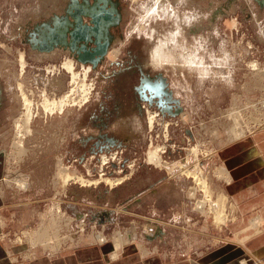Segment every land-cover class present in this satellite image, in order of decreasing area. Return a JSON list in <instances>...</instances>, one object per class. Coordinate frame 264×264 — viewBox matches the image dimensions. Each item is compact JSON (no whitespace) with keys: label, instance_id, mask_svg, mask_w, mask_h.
I'll use <instances>...</instances> for the list:
<instances>
[{"label":"rangeland","instance_id":"374dc122","mask_svg":"<svg viewBox=\"0 0 264 264\" xmlns=\"http://www.w3.org/2000/svg\"><path fill=\"white\" fill-rule=\"evenodd\" d=\"M71 2L0 0V194L7 205L0 220L8 223L6 240L22 245L18 258L29 257L33 248L57 252L76 245L87 233L96 237L104 232L112 239L106 243L120 234L128 240L133 228L145 232L155 224L158 229L175 224L184 231L182 235H188L194 234L189 228L206 227L203 224L209 222L218 234L217 243L237 240L238 233L226 227L237 216L235 205L228 203V225L222 228L225 217L223 222L216 221L210 203L219 202L222 207L217 196L228 183L226 176L217 174L224 168L220 150L264 130H244L236 138L234 119L236 113L240 115L239 121L242 117L249 130L253 124L264 123V0H101L108 16L114 13L119 20L110 25L116 38L110 39L109 50L96 65L80 61L69 46L55 44L50 50L36 46L39 25L53 22L54 15L64 14ZM175 11L186 18L201 14L199 21L185 28L188 39L179 34ZM84 20L90 17L84 15ZM84 65L92 70L84 71ZM83 77V82L93 85L92 98L83 106L76 100L54 114L43 109L44 99H60L75 86L79 91ZM150 77V82H159V93L147 88L149 98L140 99L142 128L114 127L122 139L110 146L107 137L88 134L98 128L89 121L87 105L100 114L105 102L112 104L114 97L121 96L127 106L133 102V85L147 84ZM24 93L32 101L34 115L31 130L23 137L22 153L17 124L26 112ZM145 104L162 115L158 117L160 112L146 109ZM150 115H156L153 125ZM134 119L129 118L132 123ZM129 120L118 124H130ZM98 121L102 120L98 117ZM96 139L101 144H92ZM164 147L162 165L150 162V152ZM115 149L122 153L125 170L115 159L116 163L104 164L102 171L104 154ZM130 160L135 164L132 174L125 173ZM61 167L75 176L67 184L59 177ZM105 172L110 177L90 185L88 179L97 180ZM22 181L29 184L27 189ZM164 194L172 204L167 206L168 216H164L168 205L162 200ZM260 220L257 226L253 221L255 227L264 225V219ZM36 231L47 236L35 240ZM247 260L239 262L247 264Z\"/></svg>","mask_w":264,"mask_h":264},{"label":"crops","instance_id":"0c3cea01","mask_svg":"<svg viewBox=\"0 0 264 264\" xmlns=\"http://www.w3.org/2000/svg\"><path fill=\"white\" fill-rule=\"evenodd\" d=\"M176 8L179 9L180 5L177 4ZM197 13H193L194 16L191 15L190 18L184 17L183 14L180 15V11L174 13L176 23L180 27L179 34H185L183 36L185 39H188L185 28L201 19L200 12L198 16ZM139 69L140 72H144L142 65H139ZM142 83L140 86L133 85L134 96L131 98L133 102L130 100L132 103L127 104L129 108L121 96L114 97L112 104L105 102L103 105L105 108L100 114L95 113L97 110L87 105L86 107L91 109L88 112L89 121L92 120L94 126L98 128L97 132L93 133L90 130L88 134H99V139L102 136L107 137L110 146L122 139L115 134L116 127L126 129L128 126L133 131L142 128L140 119L143 109L140 99L141 97L142 99L149 98L150 92L147 91L144 81ZM100 104L102 106L103 100ZM116 116L118 118H116L115 125L113 123V126H110L111 120ZM98 117L102 121L95 122ZM130 117L135 118L136 126L129 120ZM122 119L129 120L130 124H118V121ZM109 127H111L110 130ZM95 142L97 145L101 144L97 139L92 144ZM220 154L224 161V165L220 166L228 170L229 181L222 188L223 192L219 191L217 198H225L226 203L222 205L226 214L230 213L228 212L229 207L235 205L237 216L233 218L229 226H226L229 218L226 216V222L219 226L234 229L238 233L237 240L232 238L217 243L218 234H216L214 225L209 222L205 223L206 225L203 224L206 227L189 228L194 234L188 235H182L184 231H181L180 227L175 224L165 228L161 226L159 229L153 225L151 230L150 228L146 230V233L137 229L134 239H131L133 237L130 233L128 240L120 234L114 236L112 243L101 242L99 244L92 233H87L82 235L76 245H68L58 249L57 252L44 248L41 250L33 248L29 257L20 259L17 255L23 253L20 250L22 245L12 244L6 240L4 233L8 223L3 219V222L0 220V264H241L239 261L246 258H248L247 264H264V225L257 228L253 224L254 221L257 226L260 219H264V130L224 145ZM1 194L0 215L4 217L7 205L4 194ZM164 196L162 200L168 202V205H165L164 216H168L170 213L168 214L167 206L172 204H169L171 201L169 196L166 194ZM230 201L231 205L228 204ZM114 204L115 202L111 205ZM176 217L175 221H177ZM157 232L159 234L154 237L148 236L149 233L153 235ZM119 238L122 240L118 242ZM110 240L112 241L111 238ZM29 249L26 250L27 253L30 252H28Z\"/></svg>","mask_w":264,"mask_h":264},{"label":"water","instance_id":"95a60500","mask_svg":"<svg viewBox=\"0 0 264 264\" xmlns=\"http://www.w3.org/2000/svg\"><path fill=\"white\" fill-rule=\"evenodd\" d=\"M100 2L101 0H72L64 14H55L53 22L39 25L34 35L35 41L39 42L36 46L47 50L52 49L55 44L69 46L80 61L98 64L109 50V41L113 38L110 25L119 20L114 13L109 17V11ZM84 15L89 16L90 21L84 20Z\"/></svg>","mask_w":264,"mask_h":264},{"label":"bare ground","instance_id":"6f19581e","mask_svg":"<svg viewBox=\"0 0 264 264\" xmlns=\"http://www.w3.org/2000/svg\"><path fill=\"white\" fill-rule=\"evenodd\" d=\"M112 3V2H111ZM112 9V8H111ZM119 13V12H118ZM120 14V13H119ZM111 31V30H110ZM111 33L113 34V32L111 31ZM113 38H116V36L113 34ZM116 41V40H115ZM47 53L48 52H50V51H46ZM77 56V55H76ZM76 59V58H75ZM84 62V61H83ZM84 64V63H83ZM255 66V65H254ZM67 67L69 68V70L70 71H72V68H73V65L72 64H70V65H67ZM257 67V66H256ZM84 69V71H85V69L86 68H88V67H86L85 65H84V67H83ZM88 70H92V67L90 66L89 68H88ZM50 71V70H49ZM90 71L88 72V74H87V76L89 75V73H90ZM85 73V72H84ZM78 76H80V75H77V77ZM73 78H74V80L77 82V80H76V77L73 75ZM84 78L85 77H83L82 78V81H81V87H80V90L78 91V90H75V88H77L76 86H75V88L73 89V90H71L70 89V91H69V93L67 94V95H65L64 97H62V98H60V99H54V100H48L47 98L46 99H44L45 101L43 102V104H42V106H43V109L44 110H46V111H49V113L51 112L52 114H54V112L55 111H63L64 110V107L65 106H68V104H70V103H76V100H77V103H79L80 104V106H83V104L84 103H86L88 100H90L91 98H92V95L93 94H91V96H90V92L92 91L93 92V90H92V88H91V86L93 87V85H91V86H88V84L87 83H85V82H83L84 81ZM87 79V78H86ZM85 79V80H86ZM73 80V79H72ZM79 81V80H78ZM74 82V81H73ZM77 84H79L80 85V83H78L77 82ZM73 88V87H72ZM147 88H150V87H147ZM78 89V88H77ZM152 91H156L157 93H159V87L158 86H155V87H153V89H152V87L150 88ZM158 89V90H157ZM23 96H24V100H25V108H26V112H25V116L22 118V120H21V122L19 123V124H17L18 125V129H19V136H21V138H20V141H18V144H17V146H18V148H19V150H20V152H22V153H25V149H24V138L23 137H25L26 136V134L28 133V132H30V130H31V126H30V122H31V119L33 118V115H34V110H32V101L30 100V98L24 93L23 94ZM77 96H79V98H77ZM90 96V97H89ZM89 97V98H88ZM88 98V99H87ZM236 113V112H235ZM240 114V113H239ZM235 115V114H234ZM240 116V115H239ZM238 116V117H239ZM154 117H156V115L154 116ZM234 117V116H233ZM237 117V113H236V115H235V125L237 126L236 127V131H235V136H236V138H239V137H241L240 135H242L243 134V131L245 130V131H247L248 132V130L245 128V126H243V124H242V117L240 118L241 119V121H239V118ZM255 120H257V119H255ZM151 121H152V118H151ZM152 123V125H153V122H151ZM251 124H252V122H250ZM250 123H246V127L247 126H250L251 124ZM196 147H194V148H192L193 150H192V152H195L196 150H194ZM198 150V149H197ZM166 152V150H165V147H164V150H160V152H159V150H158V148H155L153 151H151L150 152V159H149V161L150 162H153L155 165H159L160 164V161H161V158H160V155H161V153L163 154V153H165ZM116 154V151H113L111 154H109V153H105L104 154V156H103V160H102V163H101V167H102V171H105V169H104V164L105 163H107V162H109V161H112V159H113V156ZM162 157H163V155H161ZM0 163H1V160H0ZM149 163V162H148ZM60 171V170H59ZM187 171V170H186ZM60 173V178H61V180L64 182V184H67L68 182H70V179H74L75 178V176L71 173V171L69 172V171H67L64 167H61V172H59ZM90 173H91V170H90ZM217 174H218V176H220V177H227V181H229V177H228V170L224 167H222V169L221 170H219L218 172H217ZM99 177H98V179L97 180H95V179H88L90 182V185H93V184H95V185H98L100 182H102V181H104V178H108V177H110L109 175L108 176H105V175H107V173L105 172V173H99ZM193 175V174H192ZM201 175H204V173L202 172V174ZM58 176V175H57ZM194 177V176H193ZM202 178L204 177V176H201ZM200 177V178H201ZM225 177V178H226ZM97 178V177H96ZM127 178H125V179H123V181L122 182H124L125 180H126ZM194 179L196 180V178L194 177ZM80 180H82L83 182H85V180H83L82 178H80ZM116 180V179H115ZM108 181H112V180H108ZM117 181V180H116ZM19 183V182H18ZM21 183H23V186H24V188L25 189H27V187H29V184L28 183H25L24 181H22ZM121 183V182H120ZM111 184H113V182H111ZM192 194H193V192H191ZM191 196V195H190ZM222 200H221V202H223L224 203V201H225V198L224 197H222L221 198ZM210 200V199H209ZM210 204H212V205H214L213 207H215V219H216V221H219V222H223V220H224V217H225V211H224V209L222 208L223 207V205H222V203H221V205H222V209L221 208H219L220 206H219V202L217 203H210ZM210 207H212V206H210ZM219 208V209H218ZM57 211H60V210H57ZM81 225H82V228L85 226L84 225V223H81ZM58 231V230H57ZM59 231H60V229H59ZM131 232V236H133V238H131V239H134L135 238V234H136V231L134 230V228L132 229V230H130ZM36 234H35V236L37 237V238H35V240H41L43 237H46L47 236V233H43L42 234V232L41 231H36L35 232ZM96 237H98V241L100 240L102 243H104V242H107V240H108V238L105 236V234H104V232H101V233H99V234H97L96 235ZM50 239H51V237H50ZM43 240V239H42ZM45 240H46V238H45ZM55 240V239H54ZM119 240L121 241L122 239L121 238H119V239H117V241L119 242ZM47 241V240H46ZM57 241V240H56ZM47 243V242H46ZM49 244V243H48ZM120 244V243H119ZM241 264H245V262L244 261H241Z\"/></svg>","mask_w":264,"mask_h":264},{"label":"built area","instance_id":"2783aa9c","mask_svg":"<svg viewBox=\"0 0 264 264\" xmlns=\"http://www.w3.org/2000/svg\"><path fill=\"white\" fill-rule=\"evenodd\" d=\"M145 106V108L147 109V108H149V109H151L152 111H158V112H160L159 114H158V117H160L162 114H161V111L160 110H158V109H152V108H150V106L149 105H144ZM262 106H264V103H263V105ZM147 111V110H146ZM147 114H148V112H147ZM258 124V126L256 125V124H253L252 125V127L254 128L255 126H257V127H255V129H247L248 130V132L250 133V132H255V130H257L259 127H264V123H262V124H259V123H257ZM154 129V128H153ZM153 129H151L150 128V130H153ZM157 134V133H156ZM164 134V133H163ZM157 135H160V134H157ZM165 135V134H164ZM153 135H152V139H151V141L153 142ZM166 140H168V138L166 139ZM115 151H116V154L113 156V159H112V161H109V162H107V163H116V160H117V164H120L119 165V167H120V169H122V170H125V167H123V164H124V162H122V160H121V158H122V153L120 154L119 152H120V150L119 149H115ZM122 152H123V150H122ZM112 152H110V154H111ZM117 156H119V158L117 159ZM116 159V160H115ZM122 163V164H121ZM106 164V163H105ZM109 165H111V164H108V166ZM134 160H130L129 162H128V167H126V171H125V173H127L128 171H131V174L133 173V168H134ZM124 166H125V164H124ZM130 168V169H129ZM107 171V170H106ZM130 174V175H131ZM129 175V176H130ZM128 176V177H129ZM154 224V223H153ZM156 225V224H155ZM148 226V225H147ZM150 229H151V227L150 226H148ZM146 232V231H145ZM152 233H154V232H152ZM148 235V234H147ZM149 235H151V233H149Z\"/></svg>","mask_w":264,"mask_h":264},{"label":"flooded vegetation","instance_id":"af4514ba","mask_svg":"<svg viewBox=\"0 0 264 264\" xmlns=\"http://www.w3.org/2000/svg\"><path fill=\"white\" fill-rule=\"evenodd\" d=\"M146 80H147L148 82H147V84H145V85H146L147 87H150V88L152 87V89H153V87L159 85V82H154V83L150 82V80H151L150 78H148V79H146ZM92 90H93V88H92ZM157 90H158V89H157ZM155 92H156V91H155ZM89 94L91 95V92H90ZM160 95H161V94H160ZM148 96H149V95H148ZM89 97H90V96H89ZM89 97H88V98H89ZM88 98H87V99H88ZM156 101H159V100L157 99ZM162 107H163L162 109H164V105H163ZM151 118H152V121H151ZM155 119H156V117H153V116L150 115V121L153 122V124H154V122H155V121H154ZM150 155H151V154H149V158H150ZM161 162H162V160L160 161V165H162Z\"/></svg>","mask_w":264,"mask_h":264}]
</instances>
